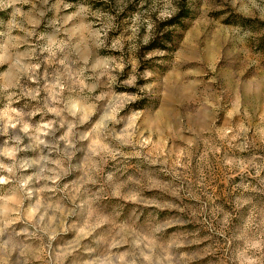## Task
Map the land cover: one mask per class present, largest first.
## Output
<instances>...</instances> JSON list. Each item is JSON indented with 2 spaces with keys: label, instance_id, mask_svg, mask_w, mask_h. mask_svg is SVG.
<instances>
[{
  "label": "rangeland",
  "instance_id": "1",
  "mask_svg": "<svg viewBox=\"0 0 264 264\" xmlns=\"http://www.w3.org/2000/svg\"><path fill=\"white\" fill-rule=\"evenodd\" d=\"M0 264H264V0H0Z\"/></svg>",
  "mask_w": 264,
  "mask_h": 264
},
{
  "label": "trees",
  "instance_id": "2",
  "mask_svg": "<svg viewBox=\"0 0 264 264\" xmlns=\"http://www.w3.org/2000/svg\"><path fill=\"white\" fill-rule=\"evenodd\" d=\"M154 41H155V39H154Z\"/></svg>",
  "mask_w": 264,
  "mask_h": 264
}]
</instances>
